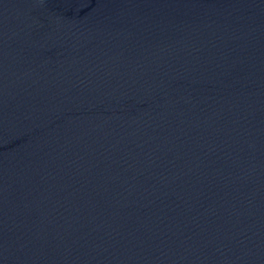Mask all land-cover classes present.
Segmentation results:
<instances>
[{"label":"water","instance_id":"95a60500","mask_svg":"<svg viewBox=\"0 0 264 264\" xmlns=\"http://www.w3.org/2000/svg\"><path fill=\"white\" fill-rule=\"evenodd\" d=\"M0 264H264V0H0Z\"/></svg>","mask_w":264,"mask_h":264}]
</instances>
